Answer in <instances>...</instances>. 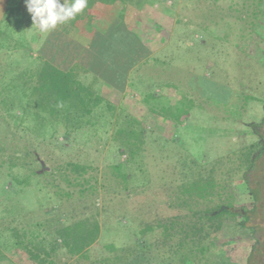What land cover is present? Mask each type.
I'll use <instances>...</instances> for the list:
<instances>
[{"label": "rangeland", "instance_id": "1", "mask_svg": "<svg viewBox=\"0 0 264 264\" xmlns=\"http://www.w3.org/2000/svg\"><path fill=\"white\" fill-rule=\"evenodd\" d=\"M20 1L22 20L9 32L29 50L0 49V78L10 75L7 63L35 66L31 57H37L48 34L38 31ZM136 1L132 20L152 48H161L134 69L124 92L97 83L98 92L117 108L110 122L101 117L98 125L68 137L64 125H58L53 135L41 136L16 131L19 125L13 118L0 116V139L6 137L9 146L33 148L34 158L25 161L34 159L37 173L29 186H11L7 165L0 166V264L26 263L24 252H15L12 245L40 222L51 225L58 218L68 224L87 215H95L100 225L96 243L81 255L57 248L51 257L55 264H114L115 256L106 259L102 254L105 244H129L144 221L168 217L184 222L191 213L183 199L191 209L231 205L248 210L245 228L235 232L232 222L223 230L225 236L244 240L211 247L204 258L247 264L250 255V263L264 264V0ZM2 24L7 27L6 20ZM147 94L152 98L144 101ZM133 116L141 123L144 143L127 163L124 182L112 165L128 158L114 136ZM248 155L254 161L251 169L246 167ZM70 163L85 165V171H75ZM214 164L211 195L190 198L180 191L191 169L199 168L208 177ZM57 182L62 189L54 187ZM12 203L23 209L12 210ZM178 226L170 241L181 237Z\"/></svg>", "mask_w": 264, "mask_h": 264}, {"label": "trees", "instance_id": "2", "mask_svg": "<svg viewBox=\"0 0 264 264\" xmlns=\"http://www.w3.org/2000/svg\"><path fill=\"white\" fill-rule=\"evenodd\" d=\"M138 4L136 0H88L87 8L75 19L49 31L38 49L37 57H31L37 61L35 66H20L18 61L7 63L10 75L8 78L4 75L0 78V116L7 114L13 118L16 125H19L16 131H32L41 136L49 132L53 135L58 125H64L67 132L65 135L68 137L85 126L98 125L101 117L110 122L115 117L117 108L102 97L97 83L101 87L124 92L131 70L149 55L148 47L131 25L133 15L138 11ZM23 13L20 0H6L2 22L6 20L7 27L0 23L1 50L18 52L23 48L28 52L29 49L15 41L9 32L13 23L18 26L22 20L19 14ZM95 28L103 31L102 42L100 45H91L92 48L97 46L96 51L89 66L83 68L74 61L79 46L75 39L82 32L92 33ZM6 43L8 44L5 45ZM87 73L91 80L82 78ZM149 98H152V94H147L144 101ZM174 115L173 113L172 117ZM140 126L141 123L133 116L126 125L121 123L115 130L114 138L120 141L118 148L126 152L128 159L125 163L116 162L112 167L124 182L128 181L125 170L128 168L127 163L135 160L144 143V131ZM5 138L0 139V166L7 165L5 174L11 186H29L31 176L37 174L32 168V162L36 161L33 159L30 163L25 160L29 156L34 158V150L26 144L9 146ZM248 156L246 167L251 169L254 161ZM187 160H182L184 165ZM70 165L72 169L75 167V171H85V165ZM215 166L216 164L208 169V177H204L199 168L195 171L188 166L193 171L186 174L188 180L182 183L180 191L187 193L190 198H207L212 193L210 189L213 187L214 176L211 172ZM64 180L69 184L68 178ZM54 187L61 188V183H55ZM1 190L3 191V186ZM64 192L66 195L70 194ZM252 193L255 196L253 190ZM6 198L10 199L4 193L3 200L10 204ZM182 205L187 206L191 213L182 219L184 222H178L177 218L175 222L168 217L155 222L144 221L130 236L132 240L129 244L118 248L107 243L103 246L102 254L106 259L115 256L114 264H235L232 260L217 261L204 256L211 247L221 249L227 243L244 240L225 236L223 230L226 224L231 225L232 222L235 232L238 227L245 228L249 220L248 210L245 207L236 209L231 205L191 209L190 203L185 199ZM11 207L16 212L22 208L17 204L15 206V203ZM176 224L182 235L173 242L170 241L174 236L173 233L171 236V232ZM182 224L186 226L185 229ZM38 225L36 230L27 231V234L23 232V238L15 240L12 245L15 252H24L25 264H55L51 254L57 248L65 249L69 255H81L96 243L100 230L95 215H87L68 224H63L56 218L55 221L51 220V225L44 222ZM154 235L155 239L152 237ZM234 236L237 235L234 233ZM208 238L209 244L204 243ZM250 238L254 239L253 236ZM6 244L4 242V246ZM250 257L249 255L247 264H252ZM3 260L0 249V262Z\"/></svg>", "mask_w": 264, "mask_h": 264}, {"label": "clouds", "instance_id": "3", "mask_svg": "<svg viewBox=\"0 0 264 264\" xmlns=\"http://www.w3.org/2000/svg\"><path fill=\"white\" fill-rule=\"evenodd\" d=\"M33 25L42 33L65 24L82 13L88 0H24Z\"/></svg>", "mask_w": 264, "mask_h": 264}, {"label": "crops", "instance_id": "4", "mask_svg": "<svg viewBox=\"0 0 264 264\" xmlns=\"http://www.w3.org/2000/svg\"><path fill=\"white\" fill-rule=\"evenodd\" d=\"M5 10H6V0H0V23L2 22L3 17L5 15ZM131 25L134 31L137 33L138 37L140 39L145 40V38L141 35L140 28H138L137 26V22L135 20L134 21L132 20ZM102 38H103V31L100 30L99 28H95L94 31L90 34L88 33V31L82 32L81 35L77 37V39L74 38L77 44L79 45L76 54L74 56V61L78 63L81 67L87 68L89 66L93 54L96 51L95 49L97 48V46L92 48L91 45H100L102 42ZM145 43H147V47L150 54L149 57L152 56V54H154L157 51V49L161 48L159 46H155L154 48H152L147 40H145ZM148 59H149L148 57L145 58L142 62L138 63L136 67H139L143 62L146 63ZM135 68L131 70L129 74V79ZM82 78L86 81L91 80L89 73L85 74L84 77Z\"/></svg>", "mask_w": 264, "mask_h": 264}]
</instances>
